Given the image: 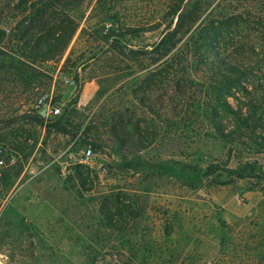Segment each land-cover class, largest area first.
Masks as SVG:
<instances>
[{
    "label": "rangeland",
    "instance_id": "rangeland-1",
    "mask_svg": "<svg viewBox=\"0 0 264 264\" xmlns=\"http://www.w3.org/2000/svg\"><path fill=\"white\" fill-rule=\"evenodd\" d=\"M49 1L0 0V264H264V145L249 130L231 139L218 134L210 107L215 54L201 57L196 33L183 38L164 59V106L152 107L160 115L146 113L154 142L141 151L124 147L101 118L120 101L116 70L133 63L121 64L95 37L88 17L98 0L63 2L60 18L80 25L72 41L36 45L43 25L30 17ZM117 2L110 13L119 22L98 28L113 26L127 55L151 51L176 25L177 18L164 20L166 0ZM202 2L196 27L242 16L249 22L242 30L256 29L246 42L264 35V0ZM125 24L140 33L122 34ZM28 70L36 72L32 81ZM252 79L264 88V70ZM255 85L251 95L262 98ZM42 96L60 106L64 131L50 126L59 116L46 117ZM239 97L231 102L246 112L249 97ZM113 194L121 197L116 209Z\"/></svg>",
    "mask_w": 264,
    "mask_h": 264
},
{
    "label": "trees",
    "instance_id": "trees-1",
    "mask_svg": "<svg viewBox=\"0 0 264 264\" xmlns=\"http://www.w3.org/2000/svg\"><path fill=\"white\" fill-rule=\"evenodd\" d=\"M63 2H69L73 5L80 4L78 0H50L42 8L35 9L30 21L32 23L38 21L40 26L43 25L41 33L36 39V45L42 44L51 47L53 43H59L66 37H69L70 42L72 41L80 25L74 21L69 22L67 25L69 20L65 21L64 18H60L57 12L59 8L57 7L63 6ZM166 2L168 10L164 20L167 21L171 17L173 19L171 24L174 23L176 18L177 22L173 30H171L170 24L167 26L166 29L169 32L166 31L162 34L159 42L153 44L151 51L147 48L129 50L127 55L126 48L120 44L122 35L115 36L113 26L108 28L105 33L103 32L104 27L103 29L98 28L100 23L102 26H106L107 20L113 25L119 22L118 14L110 13L114 11V7L118 3L117 0H98L88 17V20L96 21L94 35L95 37L96 35L100 36L104 40L103 42L107 44L108 49L105 52L115 51L121 58V64L124 65L125 61H128L134 65L132 68L127 65L125 68L116 70L119 74L117 81H120L121 84L114 96L118 95L120 101H110L112 102L111 106L106 108L105 115L101 118L104 127H109L114 141L124 147L132 146L141 151L147 149L154 142L155 132L150 126L146 113L159 116L160 113L152 107L154 105L164 106L163 95H160V93L164 90V82L168 80L167 76L170 74L169 66L164 64V59L177 48L186 35L196 33L195 46L196 44L199 46L197 50L202 53L201 57L203 58L207 54H215V60L220 63V65L215 66V71L212 67L215 73L213 79L216 80V83L213 87L210 102L211 116L218 134L225 139H231L237 135L238 137H241L239 135L245 136L247 135L246 131L249 130L251 131L250 139L261 140L264 145V93L263 97L260 98L256 95L252 96L253 91L249 90L251 85H255L252 78L258 77V73L264 70L263 33L257 34L255 40H258V42H246L247 37L245 35H253L250 30L255 31L256 29L242 30L243 23L249 24L248 20H244L242 16L201 22L196 27L204 12L202 0H166ZM107 5L112 6L107 8ZM105 12L110 14H107L104 20L101 19V15ZM152 16L155 19L153 20L154 23L160 21L161 17H156L153 12ZM164 20L162 25H164ZM124 30L126 31L122 34L127 32V35H136L140 33L139 27L130 24H125ZM1 33L3 31H0ZM234 36L237 39L232 41ZM111 39H113L112 43L109 42ZM101 53L104 52L99 51L93 57L97 60ZM222 54L227 57L222 58ZM229 57H232V59H229ZM202 62L204 61L202 60ZM27 73L26 78L29 79L25 78L26 81H32V78L36 76V72L32 70H28ZM257 84L255 87L258 89V93L261 90L264 92L263 85L260 82ZM240 94L249 97V100L243 103L246 112H243V106L236 108L231 102V99L240 101ZM139 106L149 112H144L140 117ZM230 117H232L231 120ZM229 120L233 121V126H231L232 131L227 132L224 122ZM64 121V117L59 116L58 120L50 126L62 132L64 131ZM89 129L90 131L93 129L98 130L96 126H90ZM257 130L261 132L258 133ZM91 146L94 151L98 150L99 145L97 143H91ZM80 171L81 169L78 172V179L82 184L86 183L87 178ZM120 198L119 194H113L108 198L109 203L113 205V207L110 206V209L118 208ZM168 235L170 234L168 233Z\"/></svg>",
    "mask_w": 264,
    "mask_h": 264
},
{
    "label": "built area",
    "instance_id": "built-area-1",
    "mask_svg": "<svg viewBox=\"0 0 264 264\" xmlns=\"http://www.w3.org/2000/svg\"><path fill=\"white\" fill-rule=\"evenodd\" d=\"M52 99L49 96H42L39 99V107H43L45 109L46 117H58L61 114V108L57 104L51 103ZM4 161L0 159V169Z\"/></svg>",
    "mask_w": 264,
    "mask_h": 264
},
{
    "label": "crops",
    "instance_id": "crops-1",
    "mask_svg": "<svg viewBox=\"0 0 264 264\" xmlns=\"http://www.w3.org/2000/svg\"><path fill=\"white\" fill-rule=\"evenodd\" d=\"M86 89L90 92V95H91L92 92L96 91L95 90L96 88L93 86V82L92 83H88Z\"/></svg>",
    "mask_w": 264,
    "mask_h": 264
}]
</instances>
